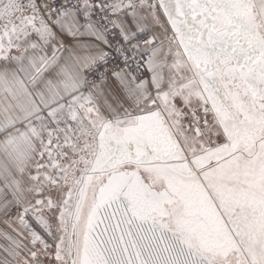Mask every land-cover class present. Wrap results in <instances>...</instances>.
Returning a JSON list of instances; mask_svg holds the SVG:
<instances>
[{
  "label": "snow or ice",
  "instance_id": "6c2138e0",
  "mask_svg": "<svg viewBox=\"0 0 264 264\" xmlns=\"http://www.w3.org/2000/svg\"><path fill=\"white\" fill-rule=\"evenodd\" d=\"M0 264H264V0H0Z\"/></svg>",
  "mask_w": 264,
  "mask_h": 264
}]
</instances>
